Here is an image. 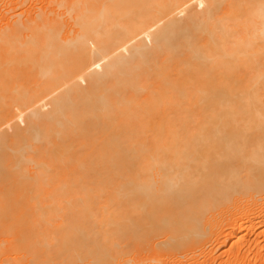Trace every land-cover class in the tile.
Wrapping results in <instances>:
<instances>
[{
  "label": "bare ground",
  "instance_id": "obj_1",
  "mask_svg": "<svg viewBox=\"0 0 264 264\" xmlns=\"http://www.w3.org/2000/svg\"><path fill=\"white\" fill-rule=\"evenodd\" d=\"M264 264V0H0V264Z\"/></svg>",
  "mask_w": 264,
  "mask_h": 264
},
{
  "label": "rangeland",
  "instance_id": "obj_2",
  "mask_svg": "<svg viewBox=\"0 0 264 264\" xmlns=\"http://www.w3.org/2000/svg\"><path fill=\"white\" fill-rule=\"evenodd\" d=\"M261 264H262V262H261Z\"/></svg>",
  "mask_w": 264,
  "mask_h": 264
}]
</instances>
